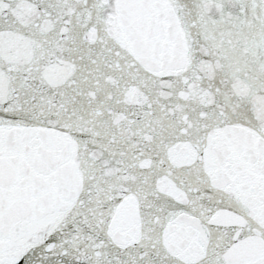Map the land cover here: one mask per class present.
Masks as SVG:
<instances>
[{
    "label": "snow or ice",
    "instance_id": "6c2138e0",
    "mask_svg": "<svg viewBox=\"0 0 264 264\" xmlns=\"http://www.w3.org/2000/svg\"><path fill=\"white\" fill-rule=\"evenodd\" d=\"M0 264H264V0H0Z\"/></svg>",
    "mask_w": 264,
    "mask_h": 264
}]
</instances>
